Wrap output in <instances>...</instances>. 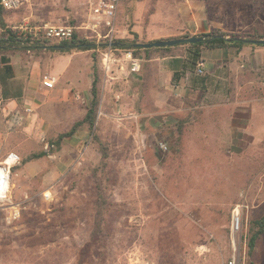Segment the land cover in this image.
Masks as SVG:
<instances>
[{"label": "rangeland", "instance_id": "rangeland-1", "mask_svg": "<svg viewBox=\"0 0 264 264\" xmlns=\"http://www.w3.org/2000/svg\"><path fill=\"white\" fill-rule=\"evenodd\" d=\"M180 1L121 0L115 40L136 34L142 42L174 29ZM78 3L23 0L18 10L5 13L6 24L76 23ZM91 41L102 46L72 51L70 59L51 50L24 52L42 69L55 59L48 70L72 94L69 102L45 107L43 135L26 143L22 154L15 152L20 162L11 169L10 203L0 207V264H229L233 258L249 264L244 236L249 221L264 213V143L252 158L225 160L227 166L240 165L234 180L231 173L219 175L218 160H209L192 137L161 142L155 136L161 128L142 125L141 114L156 110L141 98V69L132 73L122 60L109 72L108 42ZM133 54L142 65L143 53ZM115 55L123 58L118 51ZM67 60L70 67L60 79ZM94 72L99 105L93 130L83 126L60 150L45 151V143L85 116ZM101 145L108 149L104 167ZM42 151L47 156L22 164ZM97 182L106 198L99 232L94 226ZM236 205L242 206L239 233L231 231ZM252 260L264 264V235Z\"/></svg>", "mask_w": 264, "mask_h": 264}, {"label": "crops", "instance_id": "crops-1", "mask_svg": "<svg viewBox=\"0 0 264 264\" xmlns=\"http://www.w3.org/2000/svg\"><path fill=\"white\" fill-rule=\"evenodd\" d=\"M176 14L174 29L142 42L184 34L200 36L215 29L235 35L256 32L264 38V0H181ZM194 52L204 62L202 77L195 73L196 64H191ZM4 55L12 77H6L0 63V163L11 152L22 154L26 143L43 135L39 130L44 128L45 107L71 100L70 89L58 86V82L56 89L41 85L43 76H55L48 70L55 59H48L46 69H42L39 61L24 52ZM147 63L151 75L145 80L141 98L156 112L142 113V125L161 128L155 136L165 143L192 137L193 142L203 144L209 160H218L215 166L219 175L231 173L235 180L240 165L227 166L225 160L252 158L258 143H264V46L180 47L171 54L155 55ZM69 67V60L63 61L60 79L67 75ZM77 71L78 68L74 72ZM141 77L140 74L139 82ZM26 107L32 112L27 113ZM238 187L235 185L233 190Z\"/></svg>", "mask_w": 264, "mask_h": 264}, {"label": "trees", "instance_id": "trees-1", "mask_svg": "<svg viewBox=\"0 0 264 264\" xmlns=\"http://www.w3.org/2000/svg\"><path fill=\"white\" fill-rule=\"evenodd\" d=\"M6 12H12V11H6L2 8V6H0V53H3V55L0 57V63L3 65V68L5 70L4 72L7 78L12 77V72H11L12 69L11 66L9 65V60L6 58L4 54L16 53V52H28V51L34 53L42 50H51L60 53L70 54L72 51H89L96 49V47L102 46V44L100 43H96L91 40H84L78 35H75L71 41L59 42V43H54L52 41L38 42L32 40L28 35H25L24 33L19 34L18 32L14 31L6 24V20H5ZM200 36L204 38V40L200 43H196V44L183 43L176 45L174 47H164V48L142 49L138 47V45L143 42L138 40V36L136 34H133L132 39L114 40L113 44H115L117 48L133 49L136 51H141L143 53V61L145 60L146 62H143L141 66L142 81L138 83V86L142 88V90H144L143 88H145L146 85L145 80L147 77H150L151 75V68L149 67V64L147 62L155 55L163 56L166 54H171L173 53V50L178 49L180 47H187V48L203 47L206 49H217V48H226V47L234 46L239 48L243 45L249 44L248 42L243 40L244 38L247 39L263 38L256 32L252 35H235V34H228L226 32L216 29L212 30L208 34H202ZM189 37H191L189 34H184L178 37H172L161 40L189 38ZM235 38H241V40H235ZM198 57H199L198 52H194L191 58L192 65L196 64ZM144 70L146 72H144ZM148 73L150 74L148 75ZM93 74H94V78L90 88V94H91L90 107L87 109L85 116L81 120L73 123V125L66 132L58 135L55 140L50 141L48 143L49 146L48 152L52 153L60 150L63 141L65 139L72 137L75 134V132L80 130V128L83 126H86L91 131L93 130L98 112V105H99L96 72H94ZM181 127L182 125L178 127V131L180 134L182 132ZM178 140L180 141V139ZM100 153H101L102 166L104 167L105 160L107 159L108 156V149L105 145H101ZM45 156H47V153L44 151L40 153L31 154L27 158L23 159L22 164H26L28 162L38 160ZM12 169L14 170V168ZM95 188H96V200L94 203V211H95L94 226H95V230L99 232L102 229V224L104 221L106 198L103 192V187L100 183L97 182ZM263 235H264V213L261 217L249 221L247 232L246 235L244 236L246 249H247L246 255L249 258V264H254L252 259L255 254V248L257 242Z\"/></svg>", "mask_w": 264, "mask_h": 264}, {"label": "built area", "instance_id": "built-area-1", "mask_svg": "<svg viewBox=\"0 0 264 264\" xmlns=\"http://www.w3.org/2000/svg\"><path fill=\"white\" fill-rule=\"evenodd\" d=\"M23 4V0H0V6L6 11L18 10ZM121 4V0H79L78 10L80 18L76 23L49 25V24H34L30 21L13 27L12 29L19 34L24 33L32 40L43 42H68L78 35L84 40L96 39L108 42V51L105 53L106 65L109 67V72L115 63H120L124 60L129 65V70L132 73H138L141 69V59L135 57L133 49L117 48L113 44L118 33L117 17ZM122 53L123 58H116L115 52ZM29 53V51L27 52ZM195 73L197 76H204V62L198 60L195 65ZM41 85L45 89H53L56 85V79L49 76H43ZM25 111L31 113V108L26 107ZM44 142V138H41ZM162 150H167L165 145H161ZM44 150H49L47 143L44 144ZM19 156L11 152L0 163V207L10 203V188H11V169L19 164ZM243 207H245L243 205ZM242 226V206L236 205L232 210L231 231L239 233ZM229 264H236L235 258Z\"/></svg>", "mask_w": 264, "mask_h": 264}, {"label": "water", "instance_id": "water-1", "mask_svg": "<svg viewBox=\"0 0 264 264\" xmlns=\"http://www.w3.org/2000/svg\"><path fill=\"white\" fill-rule=\"evenodd\" d=\"M204 40L203 37L200 36H192L189 38H176V39H169V40H157L147 43H141L138 47L142 49H150V48H164V47H174L179 44L188 43V44H196L200 43ZM235 40H241V38H235ZM246 42L249 44L254 45H264V38L261 39H247L244 38Z\"/></svg>", "mask_w": 264, "mask_h": 264}, {"label": "bare ground", "instance_id": "bare-ground-1", "mask_svg": "<svg viewBox=\"0 0 264 264\" xmlns=\"http://www.w3.org/2000/svg\"><path fill=\"white\" fill-rule=\"evenodd\" d=\"M1 173H3V171H2V170L0 171V174H1Z\"/></svg>", "mask_w": 264, "mask_h": 264}]
</instances>
